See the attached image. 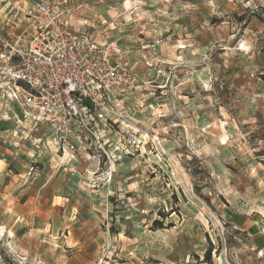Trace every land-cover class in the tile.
Listing matches in <instances>:
<instances>
[{"label": "rangeland", "instance_id": "obj_1", "mask_svg": "<svg viewBox=\"0 0 264 264\" xmlns=\"http://www.w3.org/2000/svg\"><path fill=\"white\" fill-rule=\"evenodd\" d=\"M36 1L0 0L3 38ZM59 1L125 82L88 125L108 156L66 162L45 124L0 126L35 150L27 174L0 163V264H264V0Z\"/></svg>", "mask_w": 264, "mask_h": 264}, {"label": "built area", "instance_id": "obj_2", "mask_svg": "<svg viewBox=\"0 0 264 264\" xmlns=\"http://www.w3.org/2000/svg\"><path fill=\"white\" fill-rule=\"evenodd\" d=\"M64 4L37 0L22 30L0 35V106L7 109L0 120L10 121L14 107L23 120L48 126L63 156L78 160L93 146L108 156L88 125L104 120L102 110L125 77L110 46L71 27L74 11Z\"/></svg>", "mask_w": 264, "mask_h": 264}, {"label": "crops", "instance_id": "obj_3", "mask_svg": "<svg viewBox=\"0 0 264 264\" xmlns=\"http://www.w3.org/2000/svg\"><path fill=\"white\" fill-rule=\"evenodd\" d=\"M21 12H24L23 10H20ZM75 23V24H74ZM70 25H71V27L72 26H77L78 27V29H79V31L78 32H82V33H86V34H90V33H88V32H85L84 31V29H86V27H87V22L86 21H84V23L83 24H79V23H77V22H73V21H70ZM74 29V28H73ZM75 30V29H74ZM77 31V30H76ZM92 35V34H91ZM93 38H94V40L96 39V35L94 36L93 35ZM98 43V42H97ZM11 111H12V114H13V119H12V121L11 122H6V121H1L0 120V126H6V125H8V127H9V125H15V120L17 119L18 121H20L21 123L20 124H24L25 125V128L27 127V126H29V124H31L32 122H30V121H25V120H23V116H22V114L18 111V110H16L14 107H12L11 108ZM15 119V120H14ZM32 126H34V125H32ZM29 133H31V132H29L28 131V133H24L23 135L25 136V137H30L29 135H31V134H29ZM38 136H40V135H38V134H35L31 139H34L35 141L36 140H39V138L40 137H38ZM38 138V139H37ZM15 139L14 138H12L11 139V143L10 142H3L2 140H0V154H1V151L2 152H4V153H6V155L7 156H5V158L3 159V160H0V163H4V165H5V168L6 167H8V165H13L14 166V164H15V166H16V168H19V169H21L22 168V171L23 170H26L25 171V173L27 174L28 173V170H29V168H30V159L26 156V157H24V159H20V156H23V155H25V154H29L31 157H33L34 156V154L33 153H35V150L34 149H31V147L27 144L24 148L26 149V150H23V151H17L16 149H11V147H13V145H12V142L14 141ZM7 145H8V147L10 148V149H8L7 148ZM16 145V144H15ZM39 154V153H38ZM43 153L41 152L40 153V155H42ZM13 155H16V159H14V162H13V160H12V156ZM65 158H66V162H68V160H71V159H69L68 157H67V155H65L64 156ZM63 160V159H62ZM96 161H97V159H95ZM10 161V162H9ZM75 162H77V161H73L71 164H69V165H71V166H76V165H78L77 167H75L74 168V173H73V177L74 178H80V179H82L81 177H83V176H85V172H86V167L87 166H84L85 165V163H87V161L85 160L84 162H82L81 164H79V163H75ZM98 162H100V159L98 158ZM11 163V164H10ZM54 163V167L55 168H57L58 166V163H57V161H54L53 162ZM89 163V162H88ZM100 164V163H99ZM28 165H29V167H28ZM80 167H82V171H80L79 170V168ZM85 169V170H84ZM4 172L6 173V177H8V178H11V177H13V173H14V171H10V172H7V170H4ZM65 172H67V170L65 171ZM77 172V173H76ZM0 174H1V172H0ZM22 175H20V177H21ZM63 176V175H62ZM65 176V175H64ZM81 176V177H80ZM34 178L35 177H42L41 175L39 176L38 174H34V176H33ZM46 188V187H45ZM46 189L43 191V194H45L46 193ZM53 205V204H52Z\"/></svg>", "mask_w": 264, "mask_h": 264}, {"label": "trees", "instance_id": "obj_4", "mask_svg": "<svg viewBox=\"0 0 264 264\" xmlns=\"http://www.w3.org/2000/svg\"><path fill=\"white\" fill-rule=\"evenodd\" d=\"M257 17L260 20V22H262L264 24V15L258 14ZM261 80L264 82V75L261 76ZM211 255H212V249H210L208 251V254H207L206 258H205V261L208 264H212V256Z\"/></svg>", "mask_w": 264, "mask_h": 264}]
</instances>
